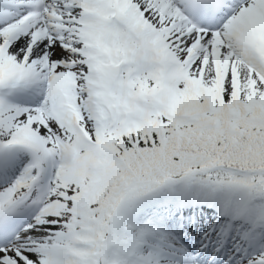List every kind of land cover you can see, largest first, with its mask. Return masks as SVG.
<instances>
[{
	"label": "snow or ice",
	"instance_id": "1",
	"mask_svg": "<svg viewBox=\"0 0 264 264\" xmlns=\"http://www.w3.org/2000/svg\"><path fill=\"white\" fill-rule=\"evenodd\" d=\"M0 264H264V0H0Z\"/></svg>",
	"mask_w": 264,
	"mask_h": 264
}]
</instances>
